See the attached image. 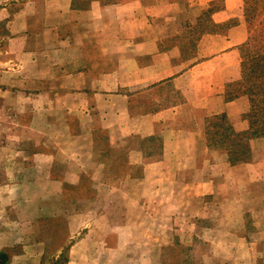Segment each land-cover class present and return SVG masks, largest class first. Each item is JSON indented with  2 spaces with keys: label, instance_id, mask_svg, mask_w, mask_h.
Instances as JSON below:
<instances>
[{
  "label": "crops",
  "instance_id": "obj_1",
  "mask_svg": "<svg viewBox=\"0 0 264 264\" xmlns=\"http://www.w3.org/2000/svg\"><path fill=\"white\" fill-rule=\"evenodd\" d=\"M240 1L0 0V121L14 122H0L9 264H50L65 249L67 264H154L153 249L197 230L235 263L264 264L244 203L264 183V156L212 161L203 124L226 112L249 128L247 97L225 100L246 37L223 26ZM101 132L141 168L114 189L92 160ZM156 136L162 154L143 158ZM254 143L264 151V138Z\"/></svg>",
  "mask_w": 264,
  "mask_h": 264
},
{
  "label": "rangeland",
  "instance_id": "obj_2",
  "mask_svg": "<svg viewBox=\"0 0 264 264\" xmlns=\"http://www.w3.org/2000/svg\"><path fill=\"white\" fill-rule=\"evenodd\" d=\"M88 1V0H86ZM105 2H114L120 0H102ZM237 14L227 22L223 28L224 30H231L233 28L237 38L243 37L245 35V40L239 45L242 50V61L238 66V69L231 71L229 76V87L225 93V100L230 101L235 99V93L238 89L249 86L247 81L242 83L245 72L247 70L242 67V62L246 60L248 66L252 64L253 57L255 55L264 54V0H241L239 7L237 8ZM197 28H205L202 23H197ZM236 77V78H235ZM227 84V85H228ZM247 97L249 109L251 102L248 95H241ZM237 98V97H236ZM249 111V110H248ZM246 113V112H245ZM224 115V117H221ZM241 118L243 120H248L244 113ZM237 119L235 117L229 116L226 112L209 114L203 121L206 130V139L209 144V149H211V154H209L212 161H228L232 164L247 162L255 160L264 156V151L262 147H254V140L251 139V150L252 156L251 160L247 161H237L232 160L235 158V122ZM1 127L7 126L8 122L10 125L13 123L9 121V118L0 121ZM9 126V125H8ZM9 129V128H8ZM237 129V128H236ZM7 130V129H6ZM240 130V129H238ZM2 133V132H0ZM4 134V133H3ZM2 134V135H3ZM101 138L93 144L92 148V160L93 163L99 165L104 164L105 171L102 174V178L108 180L113 189L118 187L120 177L124 175L131 176L134 174H139L141 168L134 164H131V157H129L130 149L113 150L108 145L107 137L102 132ZM2 136H0L1 138ZM161 138L163 137H149L147 138V143L144 144L141 149V155L145 159H150L157 157L162 154ZM264 138V137H260ZM17 144V143H11ZM257 150V151H256ZM7 152H0V177L2 175L1 166L6 164ZM4 168V167H3ZM232 185H229L227 181H224V193L222 195H229L230 192L235 191V181L232 179ZM238 189H241L238 187ZM79 189V191H83ZM256 194L253 196L249 193L244 197L246 215H245V228L251 239H255L260 243L264 244V183H260L255 188ZM69 192H73L71 186H69ZM84 192V191H83ZM216 200L209 198L207 199L208 206H216ZM219 201H217L218 203ZM222 202H226L225 198ZM227 218V217H226ZM233 218V217H231ZM235 218V217H234ZM225 219V217H224ZM211 225L212 222L207 218L202 221V225ZM102 235V234H101ZM207 238V239H206ZM154 256L157 262L154 264H237L232 259V255L227 253V249H222L210 241L204 232L197 230L196 232H177L176 236L173 238L170 247L153 249ZM258 257L256 262H264V245L257 248ZM3 254L4 256L2 257ZM241 255L237 253V256ZM52 259L50 264H67L68 261V249H65L58 257L49 256ZM0 264L4 261V264H9L10 256L8 250L0 251ZM238 259V258H237Z\"/></svg>",
  "mask_w": 264,
  "mask_h": 264
},
{
  "label": "trees",
  "instance_id": "obj_3",
  "mask_svg": "<svg viewBox=\"0 0 264 264\" xmlns=\"http://www.w3.org/2000/svg\"><path fill=\"white\" fill-rule=\"evenodd\" d=\"M246 60L242 62V67L247 70L242 83L247 81L249 86L238 89L235 93V98L241 95H248L251 102L249 111L244 113L249 119V128L238 130L235 128V158L232 160L247 161L251 160V139L264 137V54L255 55L252 64L246 66ZM229 84L227 85V89ZM224 117V115H221ZM2 257L4 256L1 254ZM4 264V261H1Z\"/></svg>",
  "mask_w": 264,
  "mask_h": 264
}]
</instances>
